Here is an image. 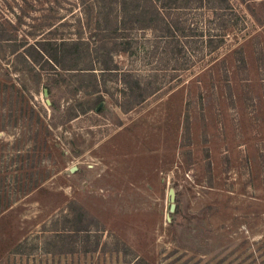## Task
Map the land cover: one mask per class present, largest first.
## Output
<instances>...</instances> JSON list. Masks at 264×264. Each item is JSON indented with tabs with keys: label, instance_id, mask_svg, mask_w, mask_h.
<instances>
[{
	"label": "rangeland",
	"instance_id": "374dc122",
	"mask_svg": "<svg viewBox=\"0 0 264 264\" xmlns=\"http://www.w3.org/2000/svg\"><path fill=\"white\" fill-rule=\"evenodd\" d=\"M176 1L0 0V264H264V0Z\"/></svg>",
	"mask_w": 264,
	"mask_h": 264
},
{
	"label": "trees",
	"instance_id": "16d2710c",
	"mask_svg": "<svg viewBox=\"0 0 264 264\" xmlns=\"http://www.w3.org/2000/svg\"><path fill=\"white\" fill-rule=\"evenodd\" d=\"M187 1L195 2L199 1L198 4L202 5L203 0H186ZM220 2H226L227 0H216ZM171 2L176 3V0H171ZM159 14V13H158ZM141 29H153L157 30L159 23H155L154 25L147 24L145 21L144 23L141 21L139 23ZM150 26V27H149ZM175 26V27H174ZM167 30L171 33L173 28H177V25H166ZM105 70H111L110 68L105 66ZM125 82V81H124ZM0 157V213L5 209L9 208L12 203L16 200L14 195H22L25 194L30 189V182L26 179L27 174L22 173L23 169L26 171L27 169L31 168L27 165L21 164L20 166H16L14 170H10V165L8 163H4ZM11 162L17 161L14 159H10ZM21 162V160L19 161ZM10 166V167H9ZM20 171L21 175H14V172ZM78 231V230H77Z\"/></svg>",
	"mask_w": 264,
	"mask_h": 264
}]
</instances>
